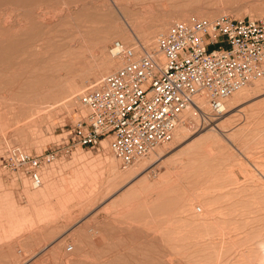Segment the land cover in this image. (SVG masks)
<instances>
[{
    "label": "rangeland",
    "instance_id": "374dc122",
    "mask_svg": "<svg viewBox=\"0 0 264 264\" xmlns=\"http://www.w3.org/2000/svg\"><path fill=\"white\" fill-rule=\"evenodd\" d=\"M196 12L262 18L264 0H0V264H218L220 251L222 264H255L264 241V76L245 87L239 105L227 99L229 114L194 115L185 131L177 129L162 163L147 172L152 184L166 179L169 186L148 193L147 203L133 189L143 179L129 173L136 162L124 168L107 140L58 157L43 170L39 188L2 163L12 144L32 153L49 149L86 112L78 95L107 74L95 75L97 61L114 60L108 47L125 42L119 31L126 20L138 43L155 47L173 22ZM82 66L90 76L77 78L78 95H63ZM62 95L54 113L44 110L31 126L16 124L27 114L23 105ZM109 156L121 177L115 181ZM51 184L50 194H41ZM127 191L139 197L128 196L136 198L131 203Z\"/></svg>",
    "mask_w": 264,
    "mask_h": 264
},
{
    "label": "built area",
    "instance_id": "2783aa9c",
    "mask_svg": "<svg viewBox=\"0 0 264 264\" xmlns=\"http://www.w3.org/2000/svg\"><path fill=\"white\" fill-rule=\"evenodd\" d=\"M108 52L119 67L78 95L86 112L41 153L9 145L4 168L39 188L54 160L103 140L127 168L170 143L187 111L210 120L223 116L229 97L264 76V17L192 15L159 34L155 47L117 39Z\"/></svg>",
    "mask_w": 264,
    "mask_h": 264
},
{
    "label": "bare ground",
    "instance_id": "6f19581e",
    "mask_svg": "<svg viewBox=\"0 0 264 264\" xmlns=\"http://www.w3.org/2000/svg\"><path fill=\"white\" fill-rule=\"evenodd\" d=\"M146 3V2H145ZM147 4H148V2H147ZM143 7H144V4L142 5ZM148 6V5H147ZM142 7V8H143ZM146 8V7H145ZM141 10V9H140ZM220 12V11H219ZM197 13V15H198V13L199 12H196ZM201 13V12H200ZM199 13V14H200ZM203 14H204V12H202ZM212 13V12H211ZM202 14V15H203ZM205 14H207L206 13V11H205ZM204 14V15H205ZM213 14H214V12H213ZM210 15H212V14H210ZM124 16V19H126L125 18V15H123ZM199 16V15H198ZM188 17V16H187ZM187 17H186V19H187ZM189 18V17H188ZM213 18V17H212ZM126 22V25H124V27H122V29L119 31V34L121 35L120 37L121 38H123V40H125V42H129V43H131L132 42V44H135V43H138V37H136L137 35L135 34V32L133 31V29L130 27L131 25H129V23H128V21L126 20L125 21ZM161 24H164V22L163 23H161ZM163 26V25H162ZM161 26V27H162ZM160 27V28H161ZM152 33V31H149V32H144V33H142V38L143 39H148L149 37H150V34ZM108 34V33H107ZM107 34H105V35H103V37H102V39H99L98 41L99 42H97L98 44H99V46L100 45H104L105 46V44H106V41H107V39L109 38V36L107 35ZM134 39V40H133ZM127 40V41H126ZM105 43V44H104ZM98 46V47H99ZM103 47V46H102ZM100 49H102V48H100ZM104 49V48H103ZM101 52H103V54H104V50L103 51H101ZM102 54V55H103ZM101 55V54H100ZM101 55V57H103ZM100 57V56H99ZM106 57V56H105ZM98 58V57H97ZM114 59V58H113ZM161 59L163 60L164 59V57L161 55ZM96 60H99V58L98 59H96ZM97 62H99V66L97 67V71H95L96 72V76H99L98 74H102V73H104V72H110V71H113L112 69L113 68H115V66L116 65H118L119 66V64H120V61L119 60H110V59H107V58H100V60L99 61H97ZM93 66V65H92ZM116 68H118L117 66H116ZM115 68V69H116ZM93 69V68H92ZM91 69V70H92ZM86 71H87V68H85V66H82V67H80V68H78L73 74H72V76L69 78V79H67V82L65 83V87L63 88V90L61 91L62 92V94L64 95V94H66L67 95V93L68 92H70L69 94H75L74 96H77L78 94L77 93H75V92H77L78 90H79V88H78V86H80V84L78 85V83H77V81L79 80H77V78H79L80 76H84L83 75V73L85 72V74H86ZM107 72V73H108ZM88 73H89V68H88ZM86 75H88V76H90V74H86ZM95 76V77H96ZM84 78V77H83ZM82 78V79H83ZM81 79V78H80ZM84 79H86V77L84 78ZM81 81V80H80ZM246 92H248V90L244 87L243 89H241V90H239V91H237V92H235L232 96V103L230 102V103H228V105L229 104H235V103H237V102H239V101H241L244 97H246L245 95L247 94ZM246 93V94H245ZM68 94V97H66L65 98V102H67V101H69L71 98H69V95ZM77 94V95H76ZM63 95L61 96V97H59V98H55L54 100H47V99H45V100H38V99H36L35 101H34V103L33 104H30V105H28L29 107L27 108L26 107V105H23V107L22 108H24V109H26L27 110V114L23 117V118H19V117H17L16 118V124L17 125H19V126H21L22 125V123L25 121V120H28L29 122H31V123H29L30 124V126L31 125H33L32 123H35V121L33 122V119L34 118H36V117H38V115L40 114V116H42L41 115V112H43L44 110H48V112H49V110L50 109H52V108H54L53 110H55V109H58V105H61L62 103H64V100H63ZM248 95V94H247ZM62 100H63V102H62ZM228 100H229V98H228ZM60 101L62 102V103H60ZM70 102V101H69ZM72 102V101H71ZM68 103V102H67ZM66 104V103H65ZM69 104V103H68ZM72 104V103H71ZM64 105V104H63ZM202 105L204 106V105H206V102L205 101H202ZM236 105H239V103H237ZM235 105V106H236ZM233 106V105H232ZM57 107V108H56ZM20 109H21V107H19ZM231 109L232 108H228V106H227V112L226 113H230L229 111H231ZM53 111H51L50 110V113H52ZM54 113V112H53ZM225 113V114H226ZM233 113H234V111H233ZM5 114V112H1L0 111V122L3 124L4 123V121L2 120V118H3V115ZM47 114V113H46ZM224 114V115H225ZM44 115H45V113H44ZM194 116V113L192 112V111H187V113H186V117H185V119H184V121H182L179 125V127H177V129H178V132H177V135H179V134H181L183 131H185L186 130V125L189 123V118H191V117H193ZM224 117V116H223ZM31 120V121H30ZM36 121H37V119H35ZM3 121V122H2ZM27 124V123H26ZM26 124H25V126H26ZM0 126H1V124H0ZM3 126V125H2ZM24 126V125H23ZM29 126V125H28ZM221 126H223V125H221ZM224 127V126H223ZM18 128H20V127H18ZM212 128L213 129H215V130H217V129H220V127L218 126V124H213L212 125ZM221 130H223V128L221 127ZM177 131V130H176ZM175 134H176V132H175ZM105 140H103L102 142H104ZM27 143V142H26ZM166 144H164V145H161V146H158L152 153H151V157H150V159L149 160H144V159H142V158H140V159H138V160H136V167H135V169L134 170H131L129 173H130V175H138L139 173H142V176L141 177H143V179L141 180V182H139L138 184H136V185H134V187H133V189H137L138 188V190H136L135 191V194H136V192L140 195V197L139 196H136V195H138V194H133L132 192H130V193H132V195H130L129 194V191H127L128 192V195L126 196V198L125 199H127V197L128 196H135V197H139L140 199H143V197L146 199L145 201V203H147V196L146 195H148V193H151V191H153V190H157L159 193H161V191L163 190H165L166 191V189H164V188H166L167 186H169V185H167V183H164V181L166 180L165 178V180L164 181H161V180H158L157 182H153V184H152V181L150 180V178H149V174L147 173L148 171H149V168H154L153 167V165L154 164H157V165H159V164H161L162 162V159H163V157L166 155V146H165ZM107 163H108V170H109V175L111 176L110 177V179L111 178H113L114 179V181H115V178H118V179H120L121 177H118V174H120V173H118V168H117V163H116V159L114 158V157H112V156H109L108 158H107ZM168 169H169V166H168ZM169 172V171H168ZM148 174V176H144L145 174ZM78 175V174H77ZM123 175V174H122ZM121 175V176H122ZM134 176V177H135ZM140 175H138V177H139ZM76 177V176H75ZM125 177L126 176H124L123 175V178L125 179ZM137 177V176H136ZM163 177H165V176H163ZM44 178V177H43ZM77 178H79V175H78V177ZM141 179V178H140ZM73 180V179H72ZM74 180H76L75 178H74ZM163 180V179H162ZM73 182H75V181H73ZM112 182V181H111ZM167 182V181H166ZM77 183V182H76ZM131 184V182L129 183V184H124V185H130ZM169 184V183H168ZM51 186H52V184L51 185H49V186H47L46 188L44 187V188H42L43 190L41 191V194H43V195H48V194H50V192H51ZM163 186H164V188H163ZM162 187V188H161ZM91 192H93V191H91ZM153 192H155V191H153ZM94 194V193H93ZM125 195H126V193H125ZM125 195H124V197H125ZM38 196V194H36V193H34V197H37ZM93 196V195H92ZM32 197H33V194H32ZM41 197V196H40ZM48 197V196H47ZM82 197H84V196H82ZM133 198V197H128L129 199H131L130 201H131V203H133L132 202V200H134V199H136V198ZM142 197V198H141ZM139 198L137 199V200H139ZM32 199V198H31ZM124 198H123V200H125ZM122 200V201H123ZM136 200V201H137ZM144 200V199H143ZM125 202H126V200H125ZM124 202V203H125ZM138 202V201H137ZM126 204L128 205V203L126 202ZM135 204H136V202H135ZM211 204H213V203H211ZM201 207V206H200ZM201 209H202V207H201ZM208 233V232H207ZM261 241V240H260ZM259 245H260V248H259V252L256 254V258H255V264H264V241H261L260 243H259ZM220 254H221V251H220ZM218 255L219 256V259H218V264H222V263H224V261L226 260V258H223L222 257V255Z\"/></svg>",
    "mask_w": 264,
    "mask_h": 264
}]
</instances>
